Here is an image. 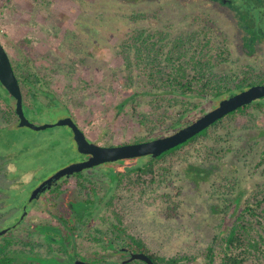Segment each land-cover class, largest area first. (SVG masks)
<instances>
[{"label":"rangeland","instance_id":"374dc122","mask_svg":"<svg viewBox=\"0 0 264 264\" xmlns=\"http://www.w3.org/2000/svg\"><path fill=\"white\" fill-rule=\"evenodd\" d=\"M141 12L151 16L136 22L165 24L175 34L191 28L192 18L203 15L206 22H216L222 38L229 40L231 57L220 64V70L238 72L249 66L264 70V0H0V41L13 63L26 64L29 60L39 69L45 86L53 93L40 101L38 97L31 101L28 96L24 105L27 117L42 125L72 116L91 140L104 146L149 140L147 129L127 126L137 110L153 113L144 77L140 75L133 88L137 90L136 101L122 90L113 92L115 84L125 79L119 80L114 73L116 61L111 47L118 34L127 35L131 30L127 24L134 21L126 17ZM12 98L8 93L9 110L13 112ZM220 100H209L180 120L195 121ZM237 122L230 133L228 129L224 132L231 134L225 143L232 147L228 153L212 159L196 155L177 165L173 184L164 189L180 203L172 216L165 215L167 204L144 201L147 193L143 188L150 175L143 179L136 174L126 177V186L143 193H121L115 199L117 208L129 231L143 237L152 250L170 254L200 248L210 241L225 216L227 196L217 189L221 182L235 180V195L239 193L242 198L264 185V110L247 118L238 116ZM164 132L156 130L153 136H165ZM1 152L8 160V183L0 196V230L20 220L31 192L43 180L81 158L68 126L36 130L17 121L0 129ZM44 198L28 206L25 227L51 220ZM102 205L90 224L105 231L111 213ZM163 229V234L158 233ZM78 244L86 255L100 248L94 239L83 236Z\"/></svg>","mask_w":264,"mask_h":264},{"label":"trees","instance_id":"16d2710c","mask_svg":"<svg viewBox=\"0 0 264 264\" xmlns=\"http://www.w3.org/2000/svg\"><path fill=\"white\" fill-rule=\"evenodd\" d=\"M150 14L134 13L126 18L136 22L149 19ZM155 17L159 18L157 12ZM192 20L191 28L177 34L171 32L168 25L137 27L127 31L128 39L115 47L116 66L113 70L119 80L125 81L115 84L113 92L122 90L136 101L134 93L137 90L133 88L140 75L147 84L145 92L152 101L153 113L137 110L131 114V124L127 126L147 129L148 139L156 137L153 136L156 130H163L167 135L191 123L180 119L209 100H220L254 84H264L262 69L249 66L238 72L220 70V64L231 57L229 40L222 38L216 22H206L207 18L203 15ZM14 66L21 70L20 74L27 81H32L33 75H36V91L42 89V74L38 70L36 74L29 70L35 67L29 60L26 64L14 63ZM1 97L8 99V96L0 94ZM261 110H264V97L234 110L162 154L111 162L109 166H103L95 177L79 173L74 185L61 190L56 188L59 190L56 196L44 198V207L52 210L49 200L53 198L59 205L63 194L74 186L80 199H71L69 203L77 218L61 216L58 223L56 220L36 221L25 227V222H21L12 227L0 236V264H78L79 260L91 264H148L133 258V254L139 252L148 254L156 264H264V185L242 198L239 193L235 195V180L221 182L217 189L222 190L227 198H224L225 216L219 231L200 248L170 254L152 250L143 237L130 232L115 200L121 193L125 195L128 191L133 196L139 193L142 196L143 192L137 193L131 186H126L125 179L133 174L140 179L150 175V180L143 188L147 193V197L143 196L144 201L167 204L166 214H163L174 215L180 203L164 189L173 184L177 165L190 161L196 155H206L207 159H212L220 157L222 152L228 153L232 147L225 143L231 136V126L238 123V116L247 118ZM169 119L170 124L164 127ZM227 129L229 133L224 134ZM99 189L104 190V195L96 201L92 192L96 193ZM142 200L140 198L138 201ZM102 204L111 213L107 222L109 229L105 231L102 228L93 229L89 223L92 211L99 210ZM86 214L88 219L85 218ZM72 220L75 222L72 223ZM158 231L163 234L165 229ZM25 232L28 233L27 237L23 236ZM82 236L94 239L100 248L84 254L78 244V238Z\"/></svg>","mask_w":264,"mask_h":264},{"label":"water","instance_id":"95a60500","mask_svg":"<svg viewBox=\"0 0 264 264\" xmlns=\"http://www.w3.org/2000/svg\"><path fill=\"white\" fill-rule=\"evenodd\" d=\"M0 81L8 88L10 93L16 98V112L19 115V125L31 127L36 130L55 126H68L73 132L77 149L80 153L89 154L91 157L86 160L72 162L58 171L52 176L40 183L31 192L28 203L38 199L40 195L46 191L51 185L61 179L63 176H70L75 172L86 168L112 162L125 160L130 158L144 157L148 155H159L168 151L190 139L202 130L208 128L219 119L227 114L237 110L238 108L250 104L255 100L264 97V84H254L247 89L237 92L233 95L221 99L216 107L204 113L201 117L179 128L175 132L149 139L146 141L119 144L113 146H100L92 143L85 132L79 127L75 120L66 116L60 118L53 123H44L42 125L35 124L26 115L23 105V94L15 74L14 67L9 53L0 41ZM27 215V204L24 206L23 214L20 220L13 226L0 230V236L4 235L12 227H16ZM133 258L146 261L148 264H156L153 259L146 253H134ZM78 264H91L89 262L79 260Z\"/></svg>","mask_w":264,"mask_h":264},{"label":"flooded vegetation","instance_id":"af4514ba","mask_svg":"<svg viewBox=\"0 0 264 264\" xmlns=\"http://www.w3.org/2000/svg\"><path fill=\"white\" fill-rule=\"evenodd\" d=\"M127 23V22H125ZM153 22L151 23H147V22H128V27H130L131 31L132 30H135L137 27L141 28V27H147V26H155V27H164L165 24H162V25H158V24H152ZM126 25V26H127ZM129 35H119L118 34V39L114 41L113 45H112V56L114 57L115 56V47H117L118 45L120 46V44L128 39ZM114 49V50H113ZM88 54H90V52L88 51L87 52ZM12 61V59H11ZM12 64H13V67H14V71H15V74L18 78V81H19V84H20V87H21V90H22V94H23V105H27V102H26V98L29 96L31 97V101L32 99H35L36 100V97H38V100L39 99H43L42 97L45 98V96L48 94V93H51V90L49 86H45V84H43V87L42 89H37L36 91V75H33L34 77L32 78V81H27L26 78L24 77V75L20 74L21 70L16 68L14 66V63L12 61ZM24 70V69H23ZM29 70L31 71H34L35 74H36V70L39 71V69H36V67H32V68H29ZM41 74L43 75V73L41 72ZM41 80H44L43 79V76L40 77ZM0 84L3 86V88L1 87L0 85V94L2 96H8V93H10V91L8 90V88L0 81ZM27 90V91H25ZM11 96H13L11 94ZM13 99L15 100V103H14V109H13V112L10 113V110H9V103L10 101L8 99H5L3 97L0 98V129L2 127H5L6 125H9L11 123H13L14 121H17L19 123V115L17 114L16 112V98L13 96ZM66 117V116H65ZM72 117V116H70ZM73 118V117H72ZM75 120V122L78 124L77 120L75 118H73ZM79 125V124H78ZM79 127L81 128V126L79 125ZM70 128V127H69ZM71 129V128H70ZM82 129V128H81ZM83 130V129H82ZM84 131V130H83ZM72 132V130H71ZM86 134V133H85ZM72 135H73V132H72ZM87 135V134H86ZM88 137V136H87ZM89 138V137H88ZM90 139V138H89ZM90 141L96 145H100L96 142H94L93 140L90 139ZM146 141V140H144ZM137 142H140V141H137ZM130 143H134V142H130ZM76 144V142H75ZM122 144H126V143H122ZM115 144H112V145H109V146H113ZM116 145H119V144H116ZM100 146H104V145H100ZM76 148H77V144H76ZM78 151V149H77ZM79 152V151H78ZM80 153V152H79ZM81 154V158H79V160L77 161H82V160H86V159H89L91 157V155L89 154H83V153H80ZM150 156V155H148ZM145 157V156H144ZM139 158V157H137ZM130 159H133V158H130ZM126 160V159H125ZM76 162V161H75ZM114 162V161H112ZM111 164V162H107V163H102V164H99V165H96V166H93L91 168H86V169H83L81 171H78V172H75L74 174H71L70 176H63L61 179H59L58 181H55L50 188H48L46 191H44L40 197L38 198V200L41 198V197H45L47 198V196H44L45 194H48L49 196L52 195V196H56L59 192V190H61V188L63 189L64 187H68L69 186H72L75 184L76 180L78 179L79 177V173H81L82 176H90V177H95L97 175V173L99 174L100 172V169L103 167V166H109ZM7 167H8V160L6 159L5 157V153L1 152L0 153V196L1 198L3 197V193L5 191V185L8 183L7 182ZM58 171V170H57ZM54 174V173H53ZM52 174V175H53ZM51 175V176H52ZM104 176V175H103ZM49 178V177H48ZM47 179V178H46ZM45 179V180H46ZM44 181V180H43ZM42 181V182H43ZM41 182V183H42ZM103 182V181H102ZM103 186V184H102ZM56 188H59V190H56ZM94 195H93V198L94 200L98 201L101 199V196L104 195V190H96V193L93 191L92 192ZM64 196H62L61 198V202L59 205H57V202H54V199H50L49 202L52 204L51 208L52 210L49 211V217L51 218V220H49L50 222L51 221H55L56 223H58L59 219H61V216H65V217H68V218H77V215L74 211V209L71 207L70 203H69V200L71 199H80L78 198V193L76 192V190L74 189V186L71 187V190L68 191L67 193L63 194ZM2 202V201H0ZM33 202V201H32ZM31 202V203H32ZM31 205L30 203L27 204V210L29 209L28 206ZM97 211H92V215H91V218L93 217V214L96 213ZM28 213V211H27ZM75 215V216H74ZM87 215L85 216L86 219L87 218ZM27 216V215H26ZM25 216V218H26ZM23 219L21 222H25L26 219ZM90 218V219H91ZM91 221V220H90ZM21 222L19 224H21ZM75 221L72 220V223H74ZM88 222V221H87ZM90 223V222H89ZM18 224V225H19ZM79 239V238H78Z\"/></svg>","mask_w":264,"mask_h":264}]
</instances>
